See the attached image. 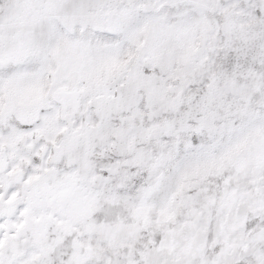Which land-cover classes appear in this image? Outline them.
Returning a JSON list of instances; mask_svg holds the SVG:
<instances>
[{"label":"snow or ice","instance_id":"snow-or-ice-1","mask_svg":"<svg viewBox=\"0 0 264 264\" xmlns=\"http://www.w3.org/2000/svg\"><path fill=\"white\" fill-rule=\"evenodd\" d=\"M0 264H264V0H0Z\"/></svg>","mask_w":264,"mask_h":264}]
</instances>
